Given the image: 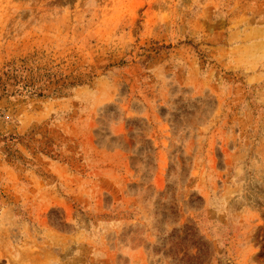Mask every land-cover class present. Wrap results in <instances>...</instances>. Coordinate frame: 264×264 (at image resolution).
Listing matches in <instances>:
<instances>
[{"label":"rangeland","instance_id":"374dc122","mask_svg":"<svg viewBox=\"0 0 264 264\" xmlns=\"http://www.w3.org/2000/svg\"><path fill=\"white\" fill-rule=\"evenodd\" d=\"M188 229L264 264V0H0V264H196Z\"/></svg>","mask_w":264,"mask_h":264},{"label":"trees","instance_id":"16d2710c","mask_svg":"<svg viewBox=\"0 0 264 264\" xmlns=\"http://www.w3.org/2000/svg\"><path fill=\"white\" fill-rule=\"evenodd\" d=\"M18 70L17 69H10L8 70L6 73H4V76L7 77V79L12 78L16 79L17 76H15L16 72ZM16 86H18L17 89L18 91H20V93H22L23 95H30V96H36V97H42L43 95L42 93V88L40 87H36L33 84H31L30 82H27V80L25 78H21L18 82H16ZM69 86H65L63 87V89H66ZM17 93V92H16ZM56 95H60L62 94V90L61 89H57L54 92ZM54 225H57V223L53 222ZM199 238L196 237V234L194 233V231H192L191 229H188V231L185 232L184 237L182 238L181 241H183L182 243H187L189 242V246L195 248V255L193 257H191V260L196 261V264H203L205 262V258L207 255V250H205L206 245L202 242H197L196 240H198ZM177 248V245H175V249ZM175 259V258H173Z\"/></svg>","mask_w":264,"mask_h":264}]
</instances>
